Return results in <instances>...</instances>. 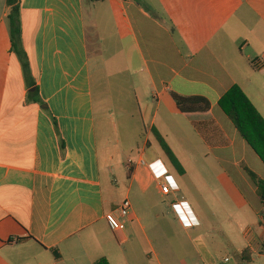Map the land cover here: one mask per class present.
Returning a JSON list of instances; mask_svg holds the SVG:
<instances>
[{
    "label": "crops",
    "instance_id": "1",
    "mask_svg": "<svg viewBox=\"0 0 264 264\" xmlns=\"http://www.w3.org/2000/svg\"><path fill=\"white\" fill-rule=\"evenodd\" d=\"M87 2L90 22L86 0H18L28 73L12 45L11 8L0 0V264H173L166 234L183 228L207 241L214 229L207 197L224 215L216 222L224 243L213 240L224 264H264V205L248 174L264 181V163L219 106L239 86L264 118V0ZM133 74L143 81L136 95L148 127L119 200L113 108L130 94L114 89ZM174 94L204 98L211 111L184 116ZM154 129L184 174L171 168ZM191 199L200 200L206 223ZM125 200L126 228L114 232L106 215ZM177 245L211 264L194 238Z\"/></svg>",
    "mask_w": 264,
    "mask_h": 264
},
{
    "label": "rangeland",
    "instance_id": "2",
    "mask_svg": "<svg viewBox=\"0 0 264 264\" xmlns=\"http://www.w3.org/2000/svg\"><path fill=\"white\" fill-rule=\"evenodd\" d=\"M102 4L97 5L96 7V13H100L102 10L101 8ZM86 15L88 22L91 21V15H92V9L90 6V3L86 0ZM102 30L106 32V34L110 33V29L107 27V25H104L102 23ZM95 60V59H94ZM94 65V75L96 78V86H95V95H96V106L99 112L102 111L101 104H102V89H101V81L99 76V73L97 72V65L96 61L93 62ZM113 83H116L115 81H112ZM119 84V88L114 89V93L116 94L119 90L123 89L125 91H128V94L124 97L126 98L125 103L120 108H113V121L112 125L113 128V150L118 154V160L115 164L116 166V172H115V178L117 179L118 184H116L117 187V194L119 200H122L124 197V184L127 181V167H129V159H132L134 162H136L139 153L143 150V144L145 141V128L148 125H145L142 119V115L139 109V105L137 103V95L136 92L138 90V87L142 84L141 75L133 74L132 78L128 77V75H125L124 77H121L119 80H117ZM117 84V85H118ZM111 103V101H110ZM116 107V106H115ZM143 107V105H141ZM101 115V113H100ZM171 168L173 170H176V168L170 163ZM136 164V163H135ZM201 192L205 197L208 196L209 192L204 189V187H201ZM210 195V194H209ZM132 201L134 202L136 209L138 211H141L143 208L142 201L139 197L132 196ZM212 213L215 214V216H207V218L211 221L213 224L214 229L212 231L207 232V241L200 238L199 236L202 233L193 232L192 230L186 231L185 229H180L179 233H176V237H172L171 234H166V243L169 244L167 248L164 249V251L168 252L170 255V262H173V264H179V262L182 260V257H184V261L186 264H203L201 259L198 255L194 254L192 251H189V255L187 254L186 248H180L178 247V241L182 240H188L189 237L194 238L196 242L197 249L204 255V258L207 260V262L211 261V264H224V249L216 248L213 246L215 242L213 240H222L224 243V233L219 232V225L216 223L218 221L224 220V215L222 214V210L219 208L218 203H216L214 197H207L206 199ZM191 202L198 212L200 218L203 220L204 223H206V219L202 213V206L200 205V200L198 199H191ZM208 227V226H207ZM148 234L154 240L153 231L148 229ZM197 234V235H196ZM159 243V242H158ZM144 244V242H143ZM213 246V247H210ZM139 246V245H138ZM154 246H156V250L159 252V247L157 244V241H154ZM146 248L149 253L150 250L146 245L143 246V248ZM140 249H138L139 251ZM132 251H130L131 256ZM233 261L235 262V258H233ZM171 264V263H170Z\"/></svg>",
    "mask_w": 264,
    "mask_h": 264
},
{
    "label": "trees",
    "instance_id": "3",
    "mask_svg": "<svg viewBox=\"0 0 264 264\" xmlns=\"http://www.w3.org/2000/svg\"><path fill=\"white\" fill-rule=\"evenodd\" d=\"M11 8L9 15L10 31L12 45L18 57L22 61L26 72L29 73V62L26 53L20 49L21 42V9L18 0H6ZM94 2L105 0H93ZM179 111L184 116H205L211 111V104L208 100L201 97L185 98L179 95H173ZM220 108L230 117L238 129L240 135L249 146L256 152L264 163V118L248 99L244 91L239 87H233L219 102ZM162 151L166 155L167 160L176 168L179 174H184V169L175 155L169 148L165 139L154 129ZM64 149V144L62 143ZM131 171V170H130ZM251 180L257 187V195L264 205V181L255 173L248 171ZM262 252L264 253V240L262 242ZM95 264H110L107 259H100Z\"/></svg>",
    "mask_w": 264,
    "mask_h": 264
},
{
    "label": "built area",
    "instance_id": "4",
    "mask_svg": "<svg viewBox=\"0 0 264 264\" xmlns=\"http://www.w3.org/2000/svg\"><path fill=\"white\" fill-rule=\"evenodd\" d=\"M134 165L133 161L129 160V166L132 167ZM140 165H146V162L144 160L141 161ZM161 190L165 195L170 194V187L166 183H161ZM132 206L129 200H125L121 203V205L118 207L116 214L115 212L109 213L106 215V221L114 232H122L125 230L126 226L121 221V219L126 218L130 215Z\"/></svg>",
    "mask_w": 264,
    "mask_h": 264
}]
</instances>
